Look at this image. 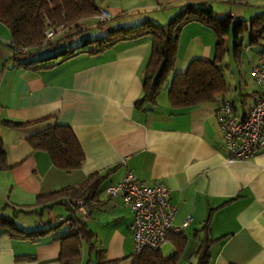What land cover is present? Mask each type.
<instances>
[{
	"label": "crops",
	"instance_id": "obj_1",
	"mask_svg": "<svg viewBox=\"0 0 264 264\" xmlns=\"http://www.w3.org/2000/svg\"><path fill=\"white\" fill-rule=\"evenodd\" d=\"M200 3L209 5L217 20L227 15L249 20L264 11V0H102L99 7L113 18L88 37L145 19L163 25L186 5ZM94 26L93 18L83 19L77 29H62L54 40L72 45L85 34L70 36ZM0 38L6 39H0V50L7 51L0 56V145L8 165L0 168V214L27 231L51 229L36 241L0 233V264H61V239L71 233L65 221L70 204L46 196L93 174L101 177L97 192L82 198L85 213L77 216L92 232V246L90 250L83 242L80 256L71 264H132L130 211L120 197L104 193L126 170L168 188L174 225L190 218L180 231L186 243L178 264L195 263L194 253L205 233L213 241L210 264H264V146L251 159L226 161L217 120L220 97L232 104L237 116L248 113L259 91L250 65L264 58V43L245 47L244 39L239 64L226 52L224 61L233 63L220 65L227 90L213 102L173 109L166 83L154 105L138 109L134 104L142 94L140 72L150 51L147 37L98 54L51 59L43 64L53 66L36 70L18 64L28 56L10 48L11 35L2 23ZM224 42L230 44L227 37ZM215 43L208 27L186 24L178 38L174 73L184 72L191 60H212ZM54 125L72 129L84 154L80 168L58 169L45 152L29 145L30 136ZM167 242L172 249L163 254L160 248L163 257L174 251Z\"/></svg>",
	"mask_w": 264,
	"mask_h": 264
},
{
	"label": "trees",
	"instance_id": "obj_2",
	"mask_svg": "<svg viewBox=\"0 0 264 264\" xmlns=\"http://www.w3.org/2000/svg\"><path fill=\"white\" fill-rule=\"evenodd\" d=\"M101 1L0 0V23L10 32V48L13 51L24 52L28 56L27 60L18 64L22 68L32 70L47 68L54 64L43 63L51 59L65 60L84 52L98 54L121 42L147 37L150 51L146 65L140 72L142 94L134 105L138 109L154 105L162 87L168 83L167 98L170 107L183 109L213 102L216 95L226 92L227 85L220 65L227 51H230L233 61L239 64L245 38H247L245 47L261 46L264 43V11L249 20L234 19L231 15L217 20L212 8L205 3L186 5L163 25L145 19L133 26L111 28L100 36L85 37L84 35L82 42L73 47L69 43L62 45L61 41L55 42L56 35L50 40L45 37V31L49 29L54 30L59 27H61L59 31L77 29L79 22L86 18H93L98 28L106 25L109 21L95 18L102 9L99 7ZM192 22L204 25L214 33L216 37L214 58L191 60L184 72L174 73L180 31L186 24ZM81 32L82 30L69 38L78 36ZM224 37L229 39V45L224 42ZM43 48L54 52L45 58L31 59L35 56V52ZM1 123L6 126L22 125L13 122ZM27 141L33 150L45 152L54 167L66 172L80 168L84 160L83 151L69 126L48 127L30 136ZM7 167L5 152L0 145V168ZM100 179L99 175L93 174L83 183L62 187L46 198L58 197L70 202L76 199H88L89 194L97 192ZM68 209L69 214L65 221L69 223L71 233L61 239L59 253L61 264H71L73 259L79 257L83 242L90 250L92 246V232L87 229L84 220L73 215L71 205ZM48 229L27 231L17 227L6 215L0 214V233H5L11 238L36 241L47 236L51 231L50 228ZM167 241H171L174 246V251L167 257H163L160 249H143L139 254L133 255L132 264H178L186 239L180 232L174 234L170 232ZM212 242L208 233H205L194 253L196 258L194 264H210L209 247Z\"/></svg>",
	"mask_w": 264,
	"mask_h": 264
},
{
	"label": "built area",
	"instance_id": "obj_3",
	"mask_svg": "<svg viewBox=\"0 0 264 264\" xmlns=\"http://www.w3.org/2000/svg\"><path fill=\"white\" fill-rule=\"evenodd\" d=\"M95 18L110 21L113 16L102 8ZM60 28L46 30L45 37L52 39ZM250 75L259 91L245 116H237L230 102L218 98L217 120L226 161L251 159L264 146V58H259L250 65ZM104 193L120 197L130 211L128 230L131 233L133 255L139 254L143 249H160L166 243L168 233L180 232L189 224V217L178 225L172 223L174 209L168 201V188L162 182L141 180L131 170H126L118 182L107 185ZM68 202L73 215L84 216V200Z\"/></svg>",
	"mask_w": 264,
	"mask_h": 264
},
{
	"label": "rangeland",
	"instance_id": "obj_4",
	"mask_svg": "<svg viewBox=\"0 0 264 264\" xmlns=\"http://www.w3.org/2000/svg\"><path fill=\"white\" fill-rule=\"evenodd\" d=\"M251 5H257V4H251ZM99 30V28L98 27H96V26H94L93 28H91V30L90 29H87V30H84V31H82L81 33H80V35H82V34H85V37L87 36V35H90V34H92V33H96L97 31ZM91 31H93L92 33H90ZM96 35V34H95ZM93 37H96V36H93ZM1 39V38H0ZM3 42L4 41H6V39H4V38H2L1 39ZM82 41L81 40H76V41H74L73 42V44H72V47L73 46H75V45H79L80 43H81ZM245 42H247V38H245ZM49 50V51H48ZM56 51V50H55ZM6 52L7 51H5V49H1L0 50V56H3V55H6ZM54 52V50L53 51H50V49H40V50H38L37 52H35L34 54L36 55V54H39V55H47V53H53ZM228 62H230V63H228ZM1 65L3 64V61H1V63H0ZM224 64H230L231 66H233V63H232V61H231V59L228 61V59L226 58L225 59V61H224ZM233 68H235V67H233ZM236 70V69H235ZM168 248L169 249H172V247H171V245H170V243H165V245L163 244L162 246H161V252L163 253V254H167V251H168Z\"/></svg>",
	"mask_w": 264,
	"mask_h": 264
}]
</instances>
